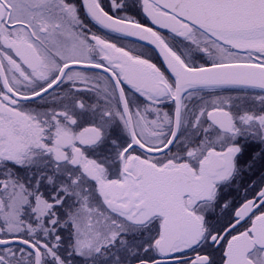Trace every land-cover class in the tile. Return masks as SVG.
<instances>
[{"label": "snow or ice", "instance_id": "obj_1", "mask_svg": "<svg viewBox=\"0 0 264 264\" xmlns=\"http://www.w3.org/2000/svg\"><path fill=\"white\" fill-rule=\"evenodd\" d=\"M0 264H264V0H0Z\"/></svg>", "mask_w": 264, "mask_h": 264}, {"label": "flooded vegetation", "instance_id": "obj_2", "mask_svg": "<svg viewBox=\"0 0 264 264\" xmlns=\"http://www.w3.org/2000/svg\"><path fill=\"white\" fill-rule=\"evenodd\" d=\"M132 42V41H131ZM125 43H127V41H125ZM133 43V42H132ZM135 44V43H134ZM226 94H228V92H226ZM231 94H235V90H232L231 91ZM169 111H171V108L169 107V109H168Z\"/></svg>", "mask_w": 264, "mask_h": 264}, {"label": "water", "instance_id": "obj_3", "mask_svg": "<svg viewBox=\"0 0 264 264\" xmlns=\"http://www.w3.org/2000/svg\"><path fill=\"white\" fill-rule=\"evenodd\" d=\"M129 39H131V40H133V41H135V42H138V43H140V44H143V42L136 41L134 38H129ZM144 46H146V47H150V46H148V45H144Z\"/></svg>", "mask_w": 264, "mask_h": 264}, {"label": "rangeland", "instance_id": "obj_4", "mask_svg": "<svg viewBox=\"0 0 264 264\" xmlns=\"http://www.w3.org/2000/svg\"><path fill=\"white\" fill-rule=\"evenodd\" d=\"M132 44H134V43H132Z\"/></svg>", "mask_w": 264, "mask_h": 264}]
</instances>
